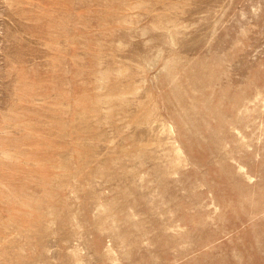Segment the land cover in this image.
Wrapping results in <instances>:
<instances>
[{"label":"rangeland","instance_id":"374dc122","mask_svg":"<svg viewBox=\"0 0 264 264\" xmlns=\"http://www.w3.org/2000/svg\"><path fill=\"white\" fill-rule=\"evenodd\" d=\"M0 264H264V0H0Z\"/></svg>","mask_w":264,"mask_h":264}]
</instances>
